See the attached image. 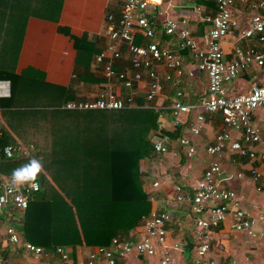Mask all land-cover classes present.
I'll use <instances>...</instances> for the list:
<instances>
[{
    "label": "built area",
    "instance_id": "obj_1",
    "mask_svg": "<svg viewBox=\"0 0 264 264\" xmlns=\"http://www.w3.org/2000/svg\"><path fill=\"white\" fill-rule=\"evenodd\" d=\"M117 8L105 16L104 37L107 39L105 48L95 56V64L100 68V74L108 82V87L99 91L92 100L68 102L64 109L68 111H122L140 108L138 99L141 97V83L146 86L144 106L156 113L159 118L162 112L169 109L172 117L171 125L177 128L182 124V117L195 113V119L189 127L193 136L200 134L205 124V114L218 115L222 128L216 134L214 142L205 149L211 158L201 178L191 186V191H185L182 185L173 186V197L163 200L161 209H152L148 215L141 218L143 234L136 242L115 238L109 247H95L89 253L86 264H99L103 259L106 264H117V260L135 253L139 257L154 258L158 256V264H176L175 252L181 245L173 242L168 245L166 226L171 221L168 212L173 203L188 202L191 212L198 216L194 221L192 236L196 245L197 264H205L204 258L209 252L211 230L231 216L235 231L253 235L250 211L241 207L243 197L233 189L226 188L225 183L242 180L244 174L224 173L220 159L226 150L237 154L250 164L264 165V141L260 130L253 123L252 114L258 109H264V79L252 82L248 92L231 95L228 85L241 73L253 68L264 70V52L259 51L252 42L264 45V0H210L215 4L212 12H206L201 22L207 25L201 37L193 34L185 19L182 23L176 19H164L163 35L173 37L178 43V52L162 45L161 34L157 33L158 19L161 16V6L165 2L175 0H109ZM240 5L251 12L248 26L240 32L239 39L244 45L233 49V56L226 60L221 44L227 38L234 36L239 23L233 14V8ZM201 6L195 11L200 12ZM141 36L145 41L141 44ZM183 53L190 55L195 68L206 75L207 91L194 104L181 100L183 94L176 91L175 98L168 107L156 104L166 84L174 86L181 83L183 76H191V71H184ZM161 70H163L161 72ZM112 86L121 89L112 90ZM123 90V91H122ZM232 132L236 136H232ZM179 143L187 149L186 157L193 156L191 142L181 138ZM170 136L164 132L161 122L157 120V128L152 132L151 147L154 156L160 157L168 153ZM260 145L256 151L254 146ZM9 148L8 155L5 147ZM33 146L8 144L2 148L6 159L28 157ZM261 174L255 167L250 169L249 179L255 185L256 191H261L258 185ZM11 177H0V197H5L0 204V213L15 209L24 211L29 202L40 191L29 184L13 187ZM160 186L158 181L151 183L154 191ZM150 202L154 198L149 194ZM255 209V207H253ZM260 222L264 223V212H258ZM5 236L11 245H21L24 253L39 258L44 249L30 242L21 241L13 227L5 229ZM55 252L63 261L68 255L64 247H57ZM0 264H5L0 252ZM188 264V263H184ZM208 264H213L212 261Z\"/></svg>",
    "mask_w": 264,
    "mask_h": 264
},
{
    "label": "crops",
    "instance_id": "obj_2",
    "mask_svg": "<svg viewBox=\"0 0 264 264\" xmlns=\"http://www.w3.org/2000/svg\"><path fill=\"white\" fill-rule=\"evenodd\" d=\"M204 1L175 0L163 3L160 10L161 16L156 19L159 21L157 33L161 34L162 45L178 52V43L175 38L163 35L162 25L166 17L176 19L180 23L185 19L197 37H201L208 31L209 27L201 22V17L206 12L214 10L213 5H207ZM6 4L11 6L10 0H0V71L16 75L24 70L39 72L37 74L49 85L72 88L74 99L68 102L92 100L99 91L108 87V82L100 74V68L95 64L94 59L108 42L104 37L105 16L109 11L117 8L114 4L109 0H62L56 15L52 18L25 14L19 16V10L13 5L14 8L10 13L3 12V7ZM197 6H201L200 12L195 11ZM233 14L238 20L239 28L234 36L227 37L221 44L226 60L232 58L235 46L244 45L239 36L240 32L247 28L252 13L244 10L240 5H236L233 8ZM76 39L81 42V45L75 41ZM144 43L141 36V44ZM252 45L264 52V45H260L256 41L252 42ZM182 58L183 69L191 71V76H183L181 83L176 86L170 83L166 84L156 100L157 105L168 107L176 97V91L183 94L181 100L187 104L198 102L206 93V75L195 68L190 55L183 53ZM263 79L264 70L262 69L253 68L251 71L243 72L228 85L229 93L231 95L244 94L248 92L252 82H261ZM3 82H7L8 85ZM111 89L116 92L121 91L117 86H112ZM145 91L146 86L141 83V100L143 101ZM9 96L10 82L0 80V99H7ZM30 101H32L31 98ZM34 101L38 103L35 105L37 107L27 110H48L40 105V103L46 102L45 100ZM65 104L60 109H64ZM8 105L3 106L0 102V135L5 130L17 142L15 144H22L24 147L33 146L30 156L18 159H32L33 156L41 158L39 154L46 144L41 146L37 143L38 141L27 140L24 137L22 140L19 139V136L27 135H24L26 129H23L30 124V121H26L24 118L19 120L18 111L23 109ZM162 114L163 116L158 119L164 132L170 136L169 151L160 157L153 155L151 159L143 160L140 165L143 188L148 195L151 194L154 198V201L151 202L152 209H161L163 200L173 197L174 185H182L185 191H191V186L201 178L211 160L205 149L214 142L216 134L222 128L218 115L205 114V124L200 134L193 136L189 127L195 119V113L183 116L182 124L177 128H173L171 125L172 117L169 109H165ZM252 120L260 130L261 138L264 141V109L256 110L252 114ZM232 136H236V134L232 132ZM181 138H187L191 142L193 149L191 158L186 157L187 149L179 143ZM254 149L259 151L262 147L257 145L254 146ZM8 160L10 159L3 158V153H0V166ZM220 163L224 173L242 172L244 174L242 180H233L230 183H225L224 186L233 189L243 197L240 205L243 210L250 211L252 214L253 235L248 236L244 232L235 231L232 228V218L228 216L217 228L211 230L210 248L204 262L205 264L210 261L213 264H264V223L260 222L257 217L258 212H264V165L261 163L250 164L231 152L230 149L225 151ZM252 167H255L261 174L258 182V185L261 186L260 192L256 191L255 185L249 179ZM3 173L0 170V177H8ZM154 181H158L160 186L153 191L151 183ZM167 209L171 215V221L166 226L167 244L179 242L181 245L179 252H175L176 264H197L199 258L196 254L192 230L198 216L191 212V205L188 202L173 203ZM14 212L0 213V252L5 264L87 263L88 253L93 249L91 247H76L74 250L64 247L68 258L67 261H63L55 250L48 252L44 250V254L35 258L24 253L20 244L11 245L5 236L7 227H13L22 241L17 228L21 215L20 212ZM142 234L143 225L141 223L126 240L136 242ZM99 264H106V262L100 258ZM117 264H158V256L143 258L131 253L117 260Z\"/></svg>",
    "mask_w": 264,
    "mask_h": 264
},
{
    "label": "trees",
    "instance_id": "obj_3",
    "mask_svg": "<svg viewBox=\"0 0 264 264\" xmlns=\"http://www.w3.org/2000/svg\"><path fill=\"white\" fill-rule=\"evenodd\" d=\"M61 1L10 0L11 6L8 2L2 11L10 13L15 7L19 16L52 18ZM204 3L215 9L213 1ZM37 73L0 71V80L10 82V96L0 102L23 109L18 119L30 121L23 129L27 135L19 139L46 143L39 154L45 168L38 179L40 191L26 210H13L21 215L17 228L22 241L48 252L57 247H109L115 238L128 239L152 210L140 165L153 157L151 136L158 114L143 108L141 97L137 100L141 107L131 110L60 109L74 99L72 88L49 85ZM37 99L46 101L40 105L47 111L27 110L37 107ZM15 143L3 130L0 153L5 145ZM18 158L1 164L5 176L11 177L13 169L30 160Z\"/></svg>",
    "mask_w": 264,
    "mask_h": 264
},
{
    "label": "clouds",
    "instance_id": "obj_4",
    "mask_svg": "<svg viewBox=\"0 0 264 264\" xmlns=\"http://www.w3.org/2000/svg\"><path fill=\"white\" fill-rule=\"evenodd\" d=\"M5 154L8 155L9 148L5 147ZM45 168L41 159L33 157L26 164L12 170L10 183L13 187L29 184L36 187L39 177L44 173ZM5 197H0V204H3Z\"/></svg>",
    "mask_w": 264,
    "mask_h": 264
},
{
    "label": "rangeland",
    "instance_id": "obj_5",
    "mask_svg": "<svg viewBox=\"0 0 264 264\" xmlns=\"http://www.w3.org/2000/svg\"><path fill=\"white\" fill-rule=\"evenodd\" d=\"M159 117V116H158ZM156 130V129H155ZM153 132V131H152ZM35 140V139H34ZM39 145H41V146H43V145H45L46 143H44V141L43 142H40V140L37 142ZM41 143V144H40ZM33 157H35L36 158V156H33ZM32 157V158H33Z\"/></svg>",
    "mask_w": 264,
    "mask_h": 264
},
{
    "label": "water",
    "instance_id": "obj_6",
    "mask_svg": "<svg viewBox=\"0 0 264 264\" xmlns=\"http://www.w3.org/2000/svg\"><path fill=\"white\" fill-rule=\"evenodd\" d=\"M3 83H5V84H7V85H8V83H7V82H3Z\"/></svg>",
    "mask_w": 264,
    "mask_h": 264
}]
</instances>
